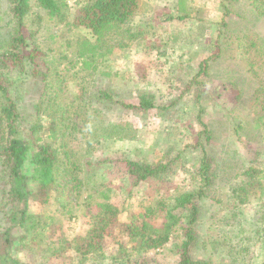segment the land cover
Here are the masks:
<instances>
[{
    "label": "rangeland",
    "instance_id": "1",
    "mask_svg": "<svg viewBox=\"0 0 264 264\" xmlns=\"http://www.w3.org/2000/svg\"><path fill=\"white\" fill-rule=\"evenodd\" d=\"M31 1L28 28L43 50H52V56L68 52L67 38L86 34L51 19L36 0ZM251 1L140 0L132 23L137 37L103 65L113 76L101 81L111 84L118 95L130 100L138 93L153 95L161 106L157 117L131 116L120 110L110 113L125 136L103 140L95 147L92 160L105 157L113 162L112 173L103 181L122 208L121 221L148 206L171 204L177 195L200 186L201 141L212 159L213 176L201 201L200 238L193 253L212 264H264V238L259 237L264 227V0L258 3L262 9ZM83 2L68 1L69 22ZM79 83L73 77L66 86L71 93L78 92ZM166 107L168 111H163ZM200 113L209 139L198 123ZM67 133L73 150L78 149L81 133ZM125 158L166 165L167 170L162 178L128 191L129 183L123 182ZM94 171L98 180L103 170ZM57 207L56 203L52 207L32 205L40 215L54 217L57 230L50 236L37 226L34 236L18 237L15 255L28 264H111L109 256L116 252L111 244L106 255L94 261L79 258L71 249L59 261L48 255L45 250L52 239L64 237L72 242L88 228L81 211L68 221ZM177 236L163 248L150 250L145 260L139 257L142 264H178ZM25 242L32 248L24 247ZM63 246L70 245L64 242Z\"/></svg>",
    "mask_w": 264,
    "mask_h": 264
},
{
    "label": "trees",
    "instance_id": "2",
    "mask_svg": "<svg viewBox=\"0 0 264 264\" xmlns=\"http://www.w3.org/2000/svg\"><path fill=\"white\" fill-rule=\"evenodd\" d=\"M68 1L36 0L37 7L51 19L86 33L75 40L67 38L68 52L56 58L30 33L32 1L0 0V264H28L15 255L18 237L26 240L34 236L37 226L40 232L48 230L50 236L57 230L54 217H44L31 207L55 203L57 212L68 221L81 211L88 228L72 242L61 236L52 239L45 251L54 261L70 249L79 258L94 261L103 258L111 244L116 251L109 256L111 264H142L139 257L145 260L150 250L163 248L179 234L175 244L178 264H212L193 253L200 238L201 201L213 176L212 159L201 141L200 186L177 195L171 204L148 206L125 222L121 221L122 208L111 196L112 188L103 181L112 173V160H92L101 141L124 135V128L110 113L120 110L145 118L159 115L161 106L155 96L138 93L130 100L101 81L113 76L103 67L104 62L123 52L137 37L132 23L140 0H83L71 22L67 20ZM261 1L252 0L251 4L260 9ZM73 77L80 83L78 92L71 93L66 83ZM198 123L209 139L202 113ZM69 130L81 133L76 150L67 140ZM122 166L128 191L152 178H162L167 170L166 165L127 158ZM96 168L103 170L98 180L93 175ZM261 231L259 237L264 238V227ZM62 240L70 246L65 248ZM56 243L58 246H53ZM23 245L32 248L26 242Z\"/></svg>",
    "mask_w": 264,
    "mask_h": 264
}]
</instances>
